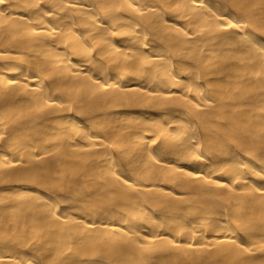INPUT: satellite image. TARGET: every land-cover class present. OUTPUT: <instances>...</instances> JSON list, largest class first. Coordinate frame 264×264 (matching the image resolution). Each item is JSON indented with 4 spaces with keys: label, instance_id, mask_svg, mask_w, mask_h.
I'll list each match as a JSON object with an SVG mask.
<instances>
[{
    "label": "bare ground",
    "instance_id": "bare-ground-1",
    "mask_svg": "<svg viewBox=\"0 0 264 264\" xmlns=\"http://www.w3.org/2000/svg\"><path fill=\"white\" fill-rule=\"evenodd\" d=\"M0 264H264V0H0Z\"/></svg>",
    "mask_w": 264,
    "mask_h": 264
}]
</instances>
